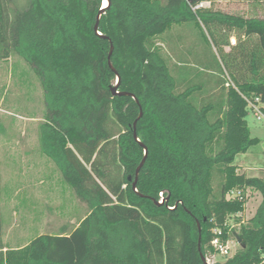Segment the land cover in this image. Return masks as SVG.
<instances>
[{"label": "trees", "instance_id": "16d2710c", "mask_svg": "<svg viewBox=\"0 0 264 264\" xmlns=\"http://www.w3.org/2000/svg\"><path fill=\"white\" fill-rule=\"evenodd\" d=\"M206 1L110 0L96 31L102 0H0V63L16 56L37 77L45 105L41 153L88 210L70 233L64 227L11 248L3 239L0 177V264H204L201 253H214L213 229L243 210L227 194L244 186L260 192L262 201L238 232L239 250L215 264L260 261L264 168L249 177L235 164L259 144L245 120L246 102L228 88L218 107L196 106L192 97L200 88L177 92L157 44L184 23H194L222 58L233 33H240V43L256 37L245 54L258 78L240 83L234 77V83L242 93H263L264 18L197 8ZM216 171L222 177L218 192Z\"/></svg>", "mask_w": 264, "mask_h": 264}, {"label": "rangeland", "instance_id": "374dc122", "mask_svg": "<svg viewBox=\"0 0 264 264\" xmlns=\"http://www.w3.org/2000/svg\"><path fill=\"white\" fill-rule=\"evenodd\" d=\"M200 7L245 19L264 18V1L259 0H211ZM227 35V31L222 32L223 40ZM234 37L236 44H232ZM240 38L238 31L233 33L223 46L225 58H222L194 23H184L173 26L157 39V44L177 80V92L198 86L200 90L192 97L194 104L218 107L226 100L227 74L233 82L236 77L240 83L258 78L250 70L245 54V49L248 52L256 46L257 38H243L242 43ZM0 98V120L6 128V133L0 134L4 243L26 244L41 234H60L64 227L70 233L88 210L64 183L54 163L41 153L38 125L45 113L42 87L30 67L16 56L0 63ZM216 116L212 113L211 120ZM245 120L252 138L258 139L259 144L237 156L235 164L238 173L251 177L259 175V170L264 168V125L249 111ZM221 181V174L214 172L217 192ZM253 198L250 215L262 201L260 194ZM208 257L212 261H224L219 255L208 254Z\"/></svg>", "mask_w": 264, "mask_h": 264}, {"label": "built area", "instance_id": "2783aa9c", "mask_svg": "<svg viewBox=\"0 0 264 264\" xmlns=\"http://www.w3.org/2000/svg\"><path fill=\"white\" fill-rule=\"evenodd\" d=\"M199 7L200 5L197 8ZM232 44H236L235 37L232 39ZM225 82L227 88H234L239 91L241 97L246 102L247 110L253 115L258 123L264 125V92L251 93L249 95L242 93L228 74L227 78H225ZM259 171H261V169ZM251 177H259V175ZM259 194L260 192L249 186L235 188L227 194V200L242 202L243 210L228 215L221 226H217L213 229L214 236L209 246L214 253H211L210 251L208 254L219 255L224 260L229 259L236 254L241 246V243L238 241V232L242 226L246 225L255 216L259 206L253 209V214L250 215V210H252L250 204L254 201L253 197ZM208 254L205 257L207 264L220 262L212 261L210 257H208ZM257 264H264V252L261 254L260 261Z\"/></svg>", "mask_w": 264, "mask_h": 264}, {"label": "water", "instance_id": "95a60500", "mask_svg": "<svg viewBox=\"0 0 264 264\" xmlns=\"http://www.w3.org/2000/svg\"><path fill=\"white\" fill-rule=\"evenodd\" d=\"M104 1H105V0H102V9L100 10V13H99L98 18H97V23H96V25H95V30H96V31H98L100 17H101V15L105 12V10L107 9V8H103V2H104ZM107 1H108V5H110V0H107ZM113 49H114V47H113V45H111L109 61H110L111 55H112V53H113ZM110 66L112 67L111 64H110ZM119 82H120V78L117 77L116 85L112 88V92H113L114 95H116V94L119 95V92L117 91V88H118V84H119ZM123 94H125V95H130V96H132V97L135 99V97H134L133 95H131V94H128V93H123ZM136 101L138 102V100H136ZM142 116H143V112L141 111V114H140V117H139V118H141ZM134 137H135V139H136L138 142H140L139 139H138V136H137L136 123H135V125H134ZM141 145H143V144H141ZM143 147H144V149H145V156H147V152H148V151H147V148H146L145 146H143ZM144 163H145V159L142 161L141 165L139 166V168H138V170H137V175L139 174V172H140L141 168L143 167ZM137 182H138V177L136 178L135 182L133 183V188H134L135 190H136V187H137ZM160 204H163V201L160 202ZM200 226H201V224H200V222L198 221V228H199V231H201V227H200ZM238 241H239V243H241V240H240L239 238H238ZM199 249H200V251H201V238L199 239ZM201 259H202V261H203L204 264H207L206 258H205V256L203 255V253H201Z\"/></svg>", "mask_w": 264, "mask_h": 264}, {"label": "crops", "instance_id": "0c3cea01", "mask_svg": "<svg viewBox=\"0 0 264 264\" xmlns=\"http://www.w3.org/2000/svg\"><path fill=\"white\" fill-rule=\"evenodd\" d=\"M84 217H85V216H84ZM82 219H83V218H82ZM82 219H81V220H82ZM81 220H80V221H81ZM78 224H79V223H78ZM78 224H77V226H78ZM77 226H76V227H77ZM29 242H30V241H29ZM29 242H27V243H29ZM27 243H26V244H27ZM5 244H6V243H5ZM26 244H23V243H22V244H17V245H15V246H9V245L6 244V246H9V247H11V248H18V247H20V246H24V245H26Z\"/></svg>", "mask_w": 264, "mask_h": 264}, {"label": "bare ground", "instance_id": "6f19581e", "mask_svg": "<svg viewBox=\"0 0 264 264\" xmlns=\"http://www.w3.org/2000/svg\"><path fill=\"white\" fill-rule=\"evenodd\" d=\"M107 7H108V1L105 0V1L103 2V8H107Z\"/></svg>", "mask_w": 264, "mask_h": 264}]
</instances>
